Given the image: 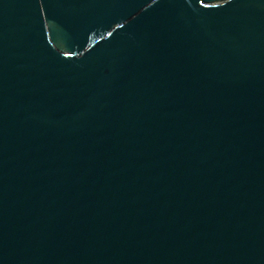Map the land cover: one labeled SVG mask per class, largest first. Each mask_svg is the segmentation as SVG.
Here are the masks:
<instances>
[{"label": "water", "instance_id": "water-1", "mask_svg": "<svg viewBox=\"0 0 264 264\" xmlns=\"http://www.w3.org/2000/svg\"><path fill=\"white\" fill-rule=\"evenodd\" d=\"M0 264H264V0H0Z\"/></svg>", "mask_w": 264, "mask_h": 264}]
</instances>
